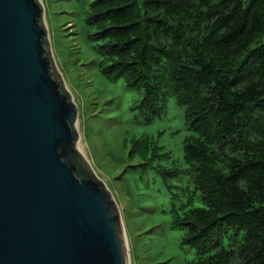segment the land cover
Returning <instances> with one entry per match:
<instances>
[{"label": "trees", "instance_id": "trees-1", "mask_svg": "<svg viewBox=\"0 0 264 264\" xmlns=\"http://www.w3.org/2000/svg\"><path fill=\"white\" fill-rule=\"evenodd\" d=\"M78 1L105 74L152 114L170 97L185 107L205 204L175 215L200 249L189 264H264V0Z\"/></svg>", "mask_w": 264, "mask_h": 264}, {"label": "water", "instance_id": "water-1", "mask_svg": "<svg viewBox=\"0 0 264 264\" xmlns=\"http://www.w3.org/2000/svg\"><path fill=\"white\" fill-rule=\"evenodd\" d=\"M77 118L40 2L0 0V264H129Z\"/></svg>", "mask_w": 264, "mask_h": 264}, {"label": "rangeland", "instance_id": "rangeland-1", "mask_svg": "<svg viewBox=\"0 0 264 264\" xmlns=\"http://www.w3.org/2000/svg\"><path fill=\"white\" fill-rule=\"evenodd\" d=\"M38 1L55 68L78 109L79 149L118 208L129 264H189L200 249L185 242L175 215L205 204L184 159L193 134L185 107L170 97L152 114L141 88L102 71L81 1ZM263 43L264 35L252 47Z\"/></svg>", "mask_w": 264, "mask_h": 264}, {"label": "bare ground", "instance_id": "bare-ground-1", "mask_svg": "<svg viewBox=\"0 0 264 264\" xmlns=\"http://www.w3.org/2000/svg\"><path fill=\"white\" fill-rule=\"evenodd\" d=\"M76 121H75V123H74V126H75V128L77 129V127H76ZM78 130V129H77ZM78 146V145H77ZM78 150L80 151V149H79V146H78ZM81 152V151H80ZM126 246H127V244H126ZM128 259H129V257H128Z\"/></svg>", "mask_w": 264, "mask_h": 264}]
</instances>
